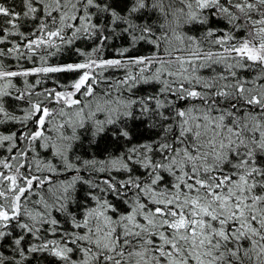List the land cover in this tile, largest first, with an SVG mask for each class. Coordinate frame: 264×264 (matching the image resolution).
<instances>
[{"label": "snow or ice", "instance_id": "1", "mask_svg": "<svg viewBox=\"0 0 264 264\" xmlns=\"http://www.w3.org/2000/svg\"><path fill=\"white\" fill-rule=\"evenodd\" d=\"M0 264H264V0H0Z\"/></svg>", "mask_w": 264, "mask_h": 264}]
</instances>
